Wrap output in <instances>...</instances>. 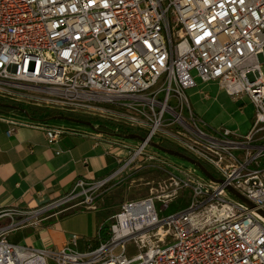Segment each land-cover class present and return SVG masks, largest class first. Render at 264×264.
Here are the masks:
<instances>
[{"label": "built area", "instance_id": "built-area-1", "mask_svg": "<svg viewBox=\"0 0 264 264\" xmlns=\"http://www.w3.org/2000/svg\"><path fill=\"white\" fill-rule=\"evenodd\" d=\"M262 65L264 0H0L1 100L143 132V141L120 143L126 155L105 178L78 179L34 211H0V220L10 219L0 225V264H264ZM197 81L248 98L254 117L246 134L206 126L186 95ZM8 124V136L26 125ZM44 129L50 144L68 130ZM154 139L209 166L219 182L172 166L148 149ZM142 171L164 178L147 183L146 197L122 202L95 246L77 250L74 234L42 250L8 240L71 209L97 211L100 196ZM185 192V209L160 216L156 202Z\"/></svg>", "mask_w": 264, "mask_h": 264}, {"label": "crops", "instance_id": "crops-1", "mask_svg": "<svg viewBox=\"0 0 264 264\" xmlns=\"http://www.w3.org/2000/svg\"><path fill=\"white\" fill-rule=\"evenodd\" d=\"M186 95L195 114L208 128L225 127L238 135H244L250 129L254 108L247 97L235 99L216 82L199 81L186 91ZM9 119L26 125L16 127L8 136ZM44 125L51 126L41 119H31L19 110L0 109V211H34L68 193L78 179H103L126 155L120 143L135 144L112 136L110 133H116L115 124L109 129L94 123V129L80 124L66 125V133L50 144ZM49 220L39 228L25 225L17 230L21 231L18 244L38 250L60 248L66 244L70 235L66 236L56 223L46 224ZM9 221L4 217L0 225ZM102 225L103 221L98 230Z\"/></svg>", "mask_w": 264, "mask_h": 264}, {"label": "rangeland", "instance_id": "rangeland-1", "mask_svg": "<svg viewBox=\"0 0 264 264\" xmlns=\"http://www.w3.org/2000/svg\"><path fill=\"white\" fill-rule=\"evenodd\" d=\"M262 72H264V65L261 67ZM20 109L27 108L28 105H19ZM51 110V109H50ZM13 111V110H10ZM79 115V114H77ZM80 117L85 118L88 120L89 117L85 115H79ZM102 119H89L92 123H98ZM94 121V122H93ZM50 125H59L66 128V125L75 126L74 124L67 123V121H49L46 122ZM102 123L106 128H112L113 123L110 121L103 120ZM80 126V125H79ZM203 128V127H202ZM204 129V128H203ZM210 133L208 129H204ZM139 134H143L142 131H139ZM154 142L157 140L154 139ZM129 143H136L135 140H128ZM149 150H154L153 148H148ZM162 156H164L172 166L177 167H184L187 169H194L196 170V176L200 178H205V176L194 166L190 165L189 163L172 156H168L160 152ZM207 166V165H206ZM210 170V174L214 175L215 172L207 166ZM171 171L172 168H170ZM164 176L156 171H142L137 177H132L133 182L125 181L118 187L113 188L110 192L103 194L98 198L99 210L96 212L94 211H85L81 209H71L70 211L66 212L64 216H59L58 219H51L46 224H55L56 226L61 229V231L67 236L71 234H75L79 237V243L77 250L83 251L87 246H95L98 242V228L99 225L103 221V225L105 228L109 226L108 217L117 212L118 207L120 204L126 200L137 199L146 197L149 194L150 185L147 183L151 181H158L163 179ZM188 192H185L183 197L171 202L170 204H161L155 203V207L157 211H160V216H168L174 214L176 212L182 211L189 205V197ZM77 199H75L76 201ZM75 201L71 202L74 203ZM102 236L106 237V230L102 232ZM21 238V231H15L11 233L8 237V240L11 243L18 244ZM84 241H86L84 243ZM47 264H55L52 260H47Z\"/></svg>", "mask_w": 264, "mask_h": 264}, {"label": "water", "instance_id": "water-1", "mask_svg": "<svg viewBox=\"0 0 264 264\" xmlns=\"http://www.w3.org/2000/svg\"><path fill=\"white\" fill-rule=\"evenodd\" d=\"M5 108V109H10V110H19L21 111L23 114L28 115L26 110L24 109H20L17 106H13V105H7V104H2L0 103V109ZM44 122H49V121H67L70 123H74V124H80V125H84L87 126L91 129H94V126L92 125L91 122L89 121H85V120H81V119H77V118H73V117H68V116H62V115H58V116H54L52 118H49L47 120H43ZM112 136L118 137V138H122L126 141L128 140H135V141H143V138L136 134V133H110ZM150 147L153 148L154 150L161 152L163 154H166L168 156H172V157H176L179 158L187 163H189L190 165L196 167L205 177L215 181V182H219V180L215 179L210 172L208 171V169L199 161L192 159L191 157H189L188 155L176 151V150H172V149H168L165 148L163 146H161L160 144L156 143V142H151ZM230 191L232 192L233 195H235L236 197H238L240 200H242L244 203H246L249 207H251V205L244 199L242 198L239 194H237L236 192H234L233 190L230 189Z\"/></svg>", "mask_w": 264, "mask_h": 264}, {"label": "trees", "instance_id": "trees-1", "mask_svg": "<svg viewBox=\"0 0 264 264\" xmlns=\"http://www.w3.org/2000/svg\"><path fill=\"white\" fill-rule=\"evenodd\" d=\"M0 103L7 104V105H13V106H17V107L19 106V104L17 105V104H15L13 102H9V101H6V100H1V99H0ZM22 109L26 110L29 118L36 119V120H39V119H41V120H47L49 118H52V117L58 116V115L68 116V117H73V118L85 120V118L80 117L77 114H67V113L58 112V111L50 110V109H46V108H36V107L28 106L27 108H22ZM89 119L88 120H85V121H89ZM91 119H94V118L91 117ZM67 123H70V122H67ZM95 124H98V127L105 128V126L102 123V121H99L98 123H95ZM124 131H123V129H121V130L118 131V133L119 132H122V133H129L130 132V131H126V130H124ZM158 144H160L161 146H163L165 148L182 152L178 148H176L174 145L166 142L165 140H159ZM102 229H104V228H102Z\"/></svg>", "mask_w": 264, "mask_h": 264}, {"label": "bare ground", "instance_id": "bare-ground-1", "mask_svg": "<svg viewBox=\"0 0 264 264\" xmlns=\"http://www.w3.org/2000/svg\"><path fill=\"white\" fill-rule=\"evenodd\" d=\"M37 261H38V260L36 259V260H35V261H33L32 263H34V264H37V263H38ZM32 263H31V264H32Z\"/></svg>", "mask_w": 264, "mask_h": 264}]
</instances>
